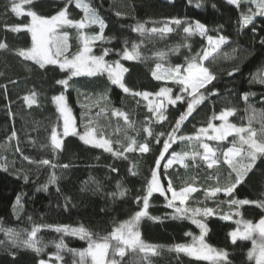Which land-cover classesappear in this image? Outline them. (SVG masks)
<instances>
[{"label":"trees","instance_id":"obj_1","mask_svg":"<svg viewBox=\"0 0 264 264\" xmlns=\"http://www.w3.org/2000/svg\"><path fill=\"white\" fill-rule=\"evenodd\" d=\"M15 2L20 3L21 0ZM85 2L106 24L103 39L92 45L93 54L99 56L108 49L105 60L109 63L118 61L127 68L123 77L125 85L132 92L152 93L149 101L161 87L172 88L174 94L180 88L171 81L153 78L152 72L157 63L164 67L186 66V58L202 54V49L207 47V36L214 39L225 37L226 43L214 53L215 61L205 62L217 77L209 86L216 94L206 93V99L184 121L177 136L196 135L200 128L207 127L209 121L216 123L218 120L213 117L226 108L236 110L229 117V122L237 126H247L255 110L251 127L257 131L264 128L259 115L264 112V84L259 82V78L264 76V15H255L252 25L242 27L240 23L242 15L258 11L250 0H240L236 5L225 0ZM11 4L12 0H0V43L7 45L0 49V228L14 229L21 240L28 238L27 233L34 225L83 226L95 239L108 236L114 228L143 208L142 199L138 202L137 197L142 198L145 194L144 189L151 179L152 170L156 168L164 140L180 113L186 109V100L177 102L176 106L167 105L163 110L166 119L159 121L148 110L149 101L124 93L110 82L106 73L93 77H72L65 88L57 81L68 78L69 70L61 71L58 65L48 64L41 68L18 54L20 50L31 48V34L26 29L10 31L9 27L30 24L31 18L27 15L18 17L11 11ZM197 4L200 6L197 7ZM23 7L25 11L32 10L49 18L66 7L70 19L81 20L84 16L75 6V0H32ZM171 18L193 24L198 21L208 29L207 35L184 33L183 27L188 26L187 23L179 27L170 24L173 31L165 34L133 31L138 24L147 29L163 27ZM61 31L69 33V53L74 55L81 46L77 29L64 27ZM83 32L94 35L99 34L100 29L98 25H90ZM133 44L138 45L140 58L123 59L125 47L131 50ZM230 72L232 75L228 74ZM33 93L36 102L29 104L24 98L31 97ZM245 93L249 94L247 101L243 98ZM61 94L66 97L78 133L83 134L86 126L90 125L97 136L102 132L113 142L114 150L123 151V147L135 139L137 144L147 140L150 151L143 154L133 151L117 157L83 143L78 135L63 137L62 149L54 151L51 146L52 129L55 127L61 135L63 130L53 97ZM159 99L157 97L155 102ZM113 110L127 114L128 122L123 117L113 116ZM146 126L151 128L152 136L143 131ZM13 131L17 134L15 138L12 137ZM161 133L164 135L157 142L156 137ZM235 140L238 138L229 136L219 143L205 142L224 150ZM185 151L203 152L195 141L177 140L173 143L157 169L161 184L166 188L171 180L177 191L189 185L196 187L198 191L190 195L185 206L213 209L212 215L199 216L207 225L206 243L227 251L229 264H254L248 258L251 243L237 240L233 244L229 233L236 229L232 219L241 217L255 223L263 216L264 209L254 203L237 209L230 207L228 201H264V157L257 159L231 197L223 192L208 197L207 189L234 182L235 173L223 162L222 155L219 156L220 163L212 168H208L199 157L195 161L186 158L183 164L174 162L164 167L173 152ZM44 159L56 167L38 163ZM130 169L136 174L133 175ZM53 174L56 181L51 183ZM125 189V195L120 196V191ZM167 196L169 198V193ZM17 197L20 198V205L14 209ZM176 204L178 206L179 203ZM147 211L148 216L140 220L138 230L146 244L158 246V254L145 260L144 254L138 250L126 249V255L121 258L114 257L110 249L109 257L113 256L119 264H149V261L151 264H211L210 261L169 250L176 244L190 243L192 237L199 236L200 229L191 219L173 218L174 209L167 207L165 197L154 193ZM236 211L241 216L222 219V216ZM36 239L40 242L38 246L43 248L39 255L29 248L13 246L5 232L0 231V242H3L0 244V264H38L40 259L56 264L57 261L50 260V255L57 252L55 244L61 240L66 248L59 253L62 257L60 264H72L68 249H85L88 246L87 240L56 232L50 227H41Z\"/></svg>","mask_w":264,"mask_h":264},{"label":"snow or ice","instance_id":"obj_2","mask_svg":"<svg viewBox=\"0 0 264 264\" xmlns=\"http://www.w3.org/2000/svg\"><path fill=\"white\" fill-rule=\"evenodd\" d=\"M32 0H21L20 3L12 0L11 11L15 13L18 17L22 15H27L31 18V23L27 25H15L9 27L10 31L18 32L26 29L31 33L32 46L27 50H20L19 55L24 57L26 60H32L39 64L43 68L46 64L48 65H58L61 71L69 70L70 75L68 78L57 81L58 84L64 85L65 88L69 86V80L75 76L87 75L89 77L107 74L108 79L113 85H117L124 93H130L133 96L141 97L142 99L149 101V98L153 96L152 93L144 92H132L124 83V73L128 71L121 63L114 62L109 63L105 60V56L109 54V50L105 49L103 53L99 56L93 54L92 45L94 42L103 39V30L106 27L105 21L101 19L96 11L90 7L89 3L85 0H75V6L79 8L84 16L81 20H73L69 18L67 7L60 10L56 15L52 17H43L38 15L35 11L24 10V5L31 3ZM71 2V0H70ZM230 4H238L240 0H228ZM254 3L258 9L257 12L251 14H244L241 17L240 23L242 27L252 25L254 23L255 15H264V0H250ZM200 5L197 4V7ZM119 15V13H118ZM187 23L188 26L183 27V32L188 35L199 34L200 36H206L208 29L206 26L200 22H186L179 18H171L168 20L163 27H153L151 29L145 28L143 24H138L133 31L140 32L141 34L145 32L165 34L172 32L173 29L169 26L174 24L176 26H181ZM90 25H98L100 32L99 34L87 35L83 32V29L89 27ZM8 27V26H6ZM64 27L75 28L79 33L80 48L74 54L69 53V33L67 31H61ZM255 31V29H253ZM208 46L202 49V54L197 53L190 58H186L185 65H169L164 67L161 63H157L155 70L152 72V76L156 80L171 81L172 83L179 85V92L173 93L170 87H161L159 91L155 94L156 97L160 98L158 102L149 101L148 110L157 117L159 121L166 119L163 114V110L167 105L176 106L177 102L187 103V107L182 111L179 117L175 121V125L172 131L167 134L168 138L164 140L163 149L160 156L156 160V168L151 172V179L147 181L146 187L144 189L145 194L143 197H137L139 202L142 199L143 208L137 211L132 218L128 221L122 222L118 227L114 228L113 231L105 237L100 239H95L93 234L88 231L85 227H71L70 225H34L30 233H27L28 238L26 240H21L19 233L14 229H3L6 237L11 241L13 246L29 248L37 255L43 252V248L38 246L39 241L36 239L38 231L41 227H50L56 232H62L67 235L78 236L82 240L88 241V247L85 249H68L74 255L79 256L78 264H87L88 259H91V264H119V262L113 258L111 260L107 259L110 249L112 250L113 256H119L123 258L126 255V249L133 252L139 251L144 254V259L148 260V257L155 256L158 254V246L146 244L141 239V234L138 230V225L140 220L148 216V207L150 198L154 193H159L161 196L165 197L167 200V207L174 209L173 218H187L191 219L193 224H196L200 229V235L198 237H193L191 244H176L169 250H174L177 253H184L188 256L193 257L197 260L210 261L211 264H229L228 252L223 249H217L205 242V235L207 233V225L201 220L197 219L198 216H209L213 214V209L211 208H189L186 207V201L189 199L190 195L198 189L191 185L181 188L177 191L169 180L167 187L165 188L160 181L157 169L160 167L161 160L165 158V153L169 151L172 144L177 140L179 141H195L199 144V148L203 152H173L171 158L168 159L167 164L164 165L165 168L169 167L174 162L184 163L186 158H191L193 161L197 157L207 163L208 168H212L214 165L220 163L219 156L222 155L223 162L227 164L232 171L235 173L234 182H229L224 187H213L206 190V196L215 197L217 193L223 192L224 195L231 197L237 185H239L243 177L252 169L258 158L264 157V128L259 132L251 127L252 120L255 118L256 113L253 110V115L249 117V123L247 126H237L234 123L229 122V117L235 114V109L226 108L222 110L218 115H215L213 119L219 120L222 123L220 125H215L211 121L208 122L207 127L200 128L196 135L194 136H177L176 133L179 131L181 125L189 116L195 111L196 107L200 105L206 99V93L216 94L210 85H213V81L217 78L216 75L206 66L205 62H214L216 57L214 53L220 49L221 45L226 43L224 36H219L218 38H213L207 36ZM7 45L0 43V49L6 48ZM69 53V55H66ZM163 58V54H160ZM122 58L126 60H137L140 58V53L138 51V45L133 44L132 49L129 50L125 47ZM232 75V73H228ZM259 82L264 84V76L259 78ZM203 90V91H202ZM247 93L244 94L243 98L245 101L248 99ZM25 101L29 104L36 102L35 94L33 93L31 97L26 96ZM56 103L57 111L63 118V132L62 135L58 133L57 129L54 127L51 133V146L53 150L62 149L63 147V137L69 135H78L80 140L87 145L93 147L101 148L104 151L112 153L114 156L120 157L125 153L139 151L140 153H147L150 151L149 143L147 140L145 142L137 144L135 139H131L126 147H123V151L114 150L112 147V141L105 138L104 134L101 132L97 136L95 130L90 126H86V130L83 134L76 131L75 122L72 118L71 109L68 106L66 97L64 94L53 97ZM251 107V106H249ZM113 116H120L128 122V116L120 110H113ZM261 121L264 123V112L260 114ZM148 118L146 117V120ZM91 123V122H90ZM143 131L147 133L148 136H152V130L150 127H144ZM16 132H12V137H16ZM159 134L156 137L157 142H159ZM229 136H235L238 140H235L230 147L222 150L219 147H213L207 141L222 142L227 140ZM117 143H120L117 141ZM19 151V148H17ZM27 159V158H26ZM246 161V162H245ZM30 163L32 161H29ZM38 163L43 165H48L53 168L56 167L49 160L44 159ZM64 167H67L65 165ZM116 171V169H113ZM130 171H132L130 169ZM132 174L136 173L132 171ZM24 179L27 181L28 177L25 176ZM56 177L53 174L50 182L54 183ZM45 189L47 185L44 186ZM119 187V185H118ZM126 189L120 191L119 195L123 196L126 193ZM167 193H171V198H168ZM179 202L177 206L176 202ZM229 206H235L237 209L240 206L248 204H256L257 207L264 209V201H249L247 199H230L228 201ZM20 205V198L17 197L16 206ZM241 216L239 211L233 214L224 215L222 219L230 220L232 216ZM152 219H158L155 217H150ZM238 227L229 233L231 241L233 244L237 240H251L252 248L248 251V258L250 260L254 259L255 264H264V217H261L257 222L253 223L251 220H240L235 221ZM186 235H191V233H186ZM114 242V243H113ZM3 242H0L2 244ZM57 252L50 255V260H55L59 262L62 257L60 256V251L66 248L63 240L55 244ZM38 264H47L44 259H40ZM149 264L151 262L149 261Z\"/></svg>","mask_w":264,"mask_h":264},{"label":"rangeland","instance_id":"obj_3","mask_svg":"<svg viewBox=\"0 0 264 264\" xmlns=\"http://www.w3.org/2000/svg\"><path fill=\"white\" fill-rule=\"evenodd\" d=\"M225 1H227L228 2V0H225ZM233 5H236V4H233ZM31 34V33H30ZM207 46H208V42H207ZM117 86V85H116ZM156 96H154L153 97V99H152V101H156ZM55 102V101H54ZM56 104V103H55ZM60 114V113H59ZM61 116V115H60ZM73 118V117H72ZM61 121H62V130H63V118L61 117ZM222 122L221 121H216V123H213V124H215V125H220ZM260 131V130H259ZM259 131H257V132H259ZM169 198H171V193H169ZM178 202V201H177ZM179 203V202H178ZM178 206H179V204H178ZM197 219H199V220H201L200 218H199V216L198 217H196ZM241 219V217H239V218H236V219H232L233 220V222L235 223V225H236V228L238 227V225H237V223L235 222L236 220H240ZM245 220V219H244ZM204 223V222H203ZM200 235V234H199ZM198 237V236H197ZM204 239H205V237H204ZM192 241H193V237L191 238V241H190V243H188V244H191L192 243ZM250 243H251V248H252V242H251V240H248ZM206 242V241H205ZM114 243V242H113ZM88 247V246H87ZM68 253H69V256H68V258H70V260L72 261V264H78V262H79V256L78 255H74L71 251H68ZM188 256V255H187ZM188 257H191V256H188ZM114 257L112 256V257H109V255H108V257H107V259H109V260H111V259H113ZM191 258H193V257H191ZM253 260V263L255 264V260L254 259H252ZM203 261H205V260H203ZM46 262H47V264H52L50 261H48V260H46ZM58 264H60V261L59 262H57ZM56 263V264H57ZM87 264H91V259L89 258L88 259V262H87Z\"/></svg>","mask_w":264,"mask_h":264},{"label":"water","instance_id":"obj_4","mask_svg":"<svg viewBox=\"0 0 264 264\" xmlns=\"http://www.w3.org/2000/svg\"><path fill=\"white\" fill-rule=\"evenodd\" d=\"M262 217H264V214H263V216Z\"/></svg>","mask_w":264,"mask_h":264}]
</instances>
